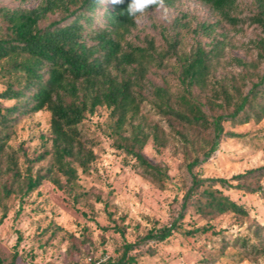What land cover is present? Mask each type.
<instances>
[{"label": "trees", "instance_id": "obj_1", "mask_svg": "<svg viewBox=\"0 0 264 264\" xmlns=\"http://www.w3.org/2000/svg\"><path fill=\"white\" fill-rule=\"evenodd\" d=\"M179 1L166 0V4L173 7ZM199 1L214 11L219 20L198 24L194 34L208 42L202 45L196 41L190 50L181 53H178L182 41L179 35L167 41L162 50L157 49L152 39L143 40V44L127 39L136 27L126 11L130 0L116 6L102 5L99 0H42L34 9L0 6L3 26L0 30V81L4 86L0 91V224L8 212L5 201L11 196L17 197L18 216L24 199L43 181L67 193L75 191L78 170L86 173L95 160L92 141L86 137L82 126L86 118L99 109L109 112L106 133L114 138L116 148L133 159L131 167L141 177L163 188V181L168 177L166 169L149 163L142 148L149 138L160 148H165L168 140L161 128L149 125L141 114L145 101L155 116L168 122L173 132L170 139L177 141L183 150L193 152L186 164L191 184L176 220L169 226L149 230L134 244L125 243L121 256L116 261L108 259L104 264H133V259L127 257L128 252L146 241L169 239L178 230V221L189 205L204 218L229 214L248 216L245 207L229 199L217 187L264 195L260 185L264 179V164L230 179L198 178L191 171L201 162L199 153L207 159L216 151L223 121L243 125L250 120L264 119V0L251 1L253 12L248 17V22L261 31V35L245 47L253 52V60L231 59L234 66L245 72L239 76L242 81L248 77L250 82L256 80L247 90L246 82H242V86L237 83L229 86L224 77L215 76V65L228 46L225 35L218 32L220 23L225 21L236 26L240 22L234 14L236 0ZM52 16L57 19L50 20ZM175 22L181 28L186 27L180 18ZM169 56L175 58V90L167 84L151 85L147 78L151 70L162 67ZM145 90H149L148 96H143ZM199 93L207 94L205 102ZM7 101L13 104L5 106L3 103ZM212 109L213 115H210L208 112ZM41 111L50 114L49 148L29 157L19 148L14 150L8 142L21 116ZM209 130L213 132L211 140L203 135ZM20 158L22 163H19ZM46 159L48 164L35 171L34 166ZM192 198L195 199L188 204ZM107 219L113 224L117 222L109 212ZM114 229L123 236L118 226ZM250 230L255 240L237 238L234 246L249 256H264L263 227L253 224ZM198 232L214 233L210 227H201L186 234L192 236ZM15 257L9 264H15Z\"/></svg>", "mask_w": 264, "mask_h": 264}, {"label": "rangeland", "instance_id": "obj_2", "mask_svg": "<svg viewBox=\"0 0 264 264\" xmlns=\"http://www.w3.org/2000/svg\"><path fill=\"white\" fill-rule=\"evenodd\" d=\"M41 1L1 0L0 6L34 9ZM251 1L236 0L234 14L240 19L236 26L221 21L218 32L225 35L228 46L215 65L216 78L224 77V82L229 86L236 83L242 86V82H246L245 90L256 80L250 82L248 77L242 81L239 76L245 72L234 66L231 59L253 60V52L245 47L250 40L258 38L261 31L257 25L248 22L253 12ZM168 9V21L162 19L161 12L152 10L142 24H136L127 39L136 44L152 39L157 49L162 50L167 41L179 35L182 41L178 53L187 52L196 41L202 45L208 42L194 34V28L202 22L219 20L218 15L199 0H180ZM179 18L181 24L186 25L185 28L175 22ZM56 19V16L50 17V20ZM99 20L97 23H100ZM2 27L0 22V30ZM174 64L175 58L169 56L162 67L153 68L147 76L150 84H167L175 90L177 81ZM3 89L0 81V91ZM148 91H142L143 96H148ZM199 95L202 102L208 98L206 93ZM3 104L10 106L13 101ZM208 113L213 115V109ZM108 114L106 109H99L84 121L82 127L86 137L92 141L95 160L86 173L78 170L75 191L67 193L49 181H43L34 193L24 199L18 216L17 197L11 196L5 201L8 212L0 224L2 264H9L13 256H16L15 264L82 263L86 257L116 261L123 253L125 243L134 244L149 230L169 226L176 220L191 184L186 164L193 152L183 150L177 141L170 139L173 132L168 128V122L155 116L145 101L141 106V114L149 125L155 124L161 128L168 140L166 147L160 148L149 138L142 148V154L149 163L167 171L168 177L163 181V188H160L138 175L131 167L133 159L116 148L114 138L106 133ZM49 121L50 114L46 111L21 116L8 145L14 150H23L29 157L37 156L49 148ZM222 127L223 133L217 141L216 151L207 159H203V154L199 153L201 162L191 171L198 178L230 179L264 164V119L259 122L250 120L243 125L223 121ZM184 131L191 132L188 129ZM231 134H235L234 137H230ZM203 135L211 140L213 132L209 130ZM19 163H22V158ZM47 164L48 159L36 164L34 170ZM260 185L264 192V179ZM217 188L229 199L245 207L248 216L229 214L204 218L189 205L178 221V230L169 239L141 243L133 247L127 257L133 259V264H264V256H249L234 246L237 238L251 242L255 240L250 230L253 224L263 227L264 236V195ZM194 199H190L188 204ZM107 212L112 214L116 224L107 219ZM117 226L123 231V236L115 231ZM201 227H210L214 233L186 234Z\"/></svg>", "mask_w": 264, "mask_h": 264}, {"label": "clouds", "instance_id": "obj_3", "mask_svg": "<svg viewBox=\"0 0 264 264\" xmlns=\"http://www.w3.org/2000/svg\"><path fill=\"white\" fill-rule=\"evenodd\" d=\"M102 5L111 4L113 6L121 5L124 3V0H99ZM149 9H154L162 13V19L168 21V6L166 0H130V3L127 7V14L130 16L134 23L137 25L142 24L146 19L149 12Z\"/></svg>", "mask_w": 264, "mask_h": 264}, {"label": "built area", "instance_id": "obj_4", "mask_svg": "<svg viewBox=\"0 0 264 264\" xmlns=\"http://www.w3.org/2000/svg\"><path fill=\"white\" fill-rule=\"evenodd\" d=\"M108 260V258H99V259H95L92 257H86L84 259V261L80 264H104L106 263Z\"/></svg>", "mask_w": 264, "mask_h": 264}]
</instances>
